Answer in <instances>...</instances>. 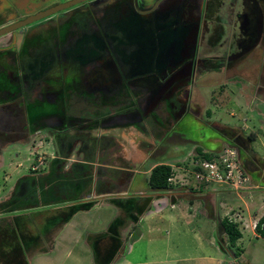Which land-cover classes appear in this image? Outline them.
Masks as SVG:
<instances>
[{
  "label": "flooded vegetation",
  "instance_id": "obj_1",
  "mask_svg": "<svg viewBox=\"0 0 264 264\" xmlns=\"http://www.w3.org/2000/svg\"><path fill=\"white\" fill-rule=\"evenodd\" d=\"M69 1L0 0V29L32 20L0 36V144L16 138L27 141L32 129L41 126L42 142L50 149L49 155L39 154L28 175L56 165L58 152L72 155L62 162L70 172L81 154L91 172L96 157L103 155L98 152L112 149L111 139L97 137L103 125L120 129L131 140L126 143L136 147V157L128 159L127 152L114 145L118 154L107 161L114 168L121 164L138 170L149 155L167 153L165 143L175 138L174 127L191 108V90L182 99L175 91L180 93L184 85L154 91L167 86L163 75L185 73L192 88L197 77L214 66L230 69L232 62L249 55L264 60V0H101L97 16L98 6L83 5L98 0H83L35 19ZM136 52L139 64L134 68ZM14 77L21 88L16 96L9 94L7 84ZM52 103L55 106L48 105ZM176 109H182L180 117ZM33 113L42 118L30 124ZM214 127L240 160L246 148L230 143L221 132L236 133L234 128ZM98 141L104 147H97ZM118 156L121 161L113 159ZM88 178L84 175L80 181ZM26 179L33 178L18 181L29 184Z\"/></svg>",
  "mask_w": 264,
  "mask_h": 264
},
{
  "label": "rangeland",
  "instance_id": "obj_2",
  "mask_svg": "<svg viewBox=\"0 0 264 264\" xmlns=\"http://www.w3.org/2000/svg\"><path fill=\"white\" fill-rule=\"evenodd\" d=\"M100 4H104V2L101 0L87 2L83 7L89 9ZM98 7L99 9L94 11L96 16L101 12L100 6ZM111 14L115 15L113 9ZM131 30L134 32L135 29L132 28ZM137 55L138 52L132 55L131 67L135 68L136 64H139ZM232 63L230 69H218L214 66V70L212 69L214 72L200 74L192 88L189 86L190 78L185 73L179 72L181 75L175 77L163 75L162 79L164 83L168 82L167 86L155 88L154 91L158 89L164 91L171 86L175 90L180 84L184 86H182L180 93H178L179 90H175L178 98H184L187 90H191L192 98L190 110L174 127L175 138L165 143L167 153L163 154L165 151L161 150L159 153L162 154L157 153L151 158L149 155L138 170L128 168L127 170L133 171L134 174L131 176V183L125 192L123 189L127 187L128 180L123 183L121 179H118L113 185L107 186L106 189L110 190L108 191L110 194L108 195L110 197H107L108 200H101L90 206L87 214L79 213L77 216H72V221L67 225L68 227H65L62 235L58 237L56 245L48 252L44 251L31 255L29 258L31 263L107 264L109 257H112L109 262L112 264H264L263 236L254 237L250 231L243 230L241 238L237 241L238 246L236 245V247L243 249V255L239 259L234 258L232 252L237 248L231 247L227 243L225 234H221L220 229L218 230L217 218L212 217L215 215L220 217L229 207L233 208L229 210L231 214L241 213L236 210L245 209V203L254 204L261 200L264 201V189H243L244 191L239 192L235 191L229 182H208L206 184L208 188L213 183L211 193L210 191H194L197 188L193 165V156L196 151L194 150L191 154L190 152L195 146L204 147L214 153L222 152L224 148H227L223 137L214 127H220V125L234 128L239 136L246 139V142L250 134L254 139L257 137L253 143L248 141V147L246 145L245 150L246 155H243L244 158L241 162L239 160V166L244 176L248 171L252 182H259L258 184L263 187V181L260 179L261 170L260 168L257 169L252 160L255 159L257 163H261L264 155V60H258L255 55H249L245 59ZM178 70L180 68H177ZM14 78L13 83L11 81V84L8 82L7 84L9 94L16 96L20 93L21 88L18 77ZM179 79H184L186 82L179 83ZM168 84L170 85L168 86ZM148 94L152 95V93ZM48 105L55 106L54 103ZM174 113L180 117L183 112L182 109L179 112L176 109ZM37 116L36 120L42 118V116H38V118ZM31 118L29 117L30 121L28 120V122L33 124ZM99 132L101 133V130ZM39 138L37 136V140ZM104 144L101 143L100 145L104 147ZM111 146V151L103 150L98 153L103 154L106 159L118 154V151L114 150V144ZM49 152L46 145L35 152L32 150V144L27 141H7L1 147L0 154V193H5L9 186L14 185L19 178L27 175L31 166L37 163L36 160L39 156L42 154L49 155ZM111 152L115 153L110 154ZM132 155L133 153H128L124 156L130 159L133 157ZM43 159L44 155L42 156ZM113 159L121 161L120 156ZM153 163H171L174 168L171 186L177 189L185 188L188 192L186 193L187 197L190 195L201 196V193H204L205 195L201 196L203 199L190 203L188 198L181 197L173 205L163 200L158 203L147 204L148 198L143 195L151 194L153 190L148 187L146 170L149 171ZM83 166L80 164L79 168ZM46 171L32 173V176L36 174L37 183L49 181L48 176L47 180L39 178V175L41 176ZM25 181L30 182L32 180L26 179ZM240 185L248 186L250 183L247 180L242 181ZM60 192L56 187L51 192L44 190L41 192L39 200L44 199L45 203H51ZM161 193L165 194L166 191H161ZM163 196L168 199L167 195ZM209 200L212 204L210 211L207 207V201L210 204ZM129 206H133L131 214L127 209ZM79 209L81 208H73V214ZM15 214V218L9 225V229L14 231V236L15 230H42L43 228L46 229V226L49 227L50 232L57 231L59 233L61 231L59 226L61 223L60 215L52 206L44 205L43 207L19 211ZM248 221L249 227H251L253 221ZM70 230H79V237L71 233ZM99 234L104 235L101 238L105 241L98 243L95 246L96 252H94L88 243ZM218 237L225 246L231 249L226 247L227 252L219 249ZM18 239L22 242L24 238L21 236ZM76 239L77 241H75ZM107 242L109 243L108 246ZM42 246L48 247L45 244V239ZM107 247L109 248L108 253ZM25 250L20 248L15 250L14 254L10 252V255L14 256L15 264H22V260L26 262L30 250L27 249L26 252Z\"/></svg>",
  "mask_w": 264,
  "mask_h": 264
},
{
  "label": "crops",
  "instance_id": "obj_3",
  "mask_svg": "<svg viewBox=\"0 0 264 264\" xmlns=\"http://www.w3.org/2000/svg\"><path fill=\"white\" fill-rule=\"evenodd\" d=\"M36 116L37 114L33 113V115L30 116L32 117L31 121L32 120L34 121L36 119ZM41 128H42L41 126L34 127L33 129L31 128L32 129L31 134L29 138L27 139L28 143L32 144V150H34L35 152H37V150H39L44 145V143L42 142L43 134H42ZM108 129L109 128H106L103 125L102 126L103 134H99V136L97 137L101 139L104 138L105 140H107V138L111 139L112 141L111 144L116 145L115 148L118 149L120 152H127L126 155L128 153L130 154L133 153L134 156L136 157L135 151L132 152V149L133 148L135 149L136 147L133 146L130 142L126 143V141L128 140L131 141V140L130 139L127 140V138L125 137L126 135L123 136V133L120 131V129H115V130L109 129L110 131H108ZM37 136L40 137L39 140H37ZM150 139L152 140L151 137ZM256 139L257 137L251 143H253ZM12 141H25V139L16 138V139H13ZM78 143L79 142H76V144ZM99 144L100 142L98 141L96 143L97 147L99 146ZM2 146L3 145L0 144V154H1ZM46 147H49V146L46 145ZM197 147H201V146H195L193 150H191L190 154L194 150L196 151ZM201 149H202L201 151L205 153L211 152L205 149L204 147H201ZM243 155L244 156L246 155L245 152ZM54 156H55L56 165L60 166V168H57V166L52 165L44 174H42L41 176L39 175V177L50 176L49 181H43V182L37 183L35 179L36 174L32 176V173H30L29 175L27 174V175H24L23 177L30 176L31 178H33L31 183L29 184L24 183L22 181H18L19 180L18 179L14 185L9 186V188L7 189L5 193L3 194L0 193V264H10V263L15 264V260L13 258L14 256L13 255L11 256L10 252L14 254L15 250H18L20 248L21 249L24 248V250L25 249L30 250L29 257H26V262L22 260V264H32L31 261L29 260L31 255H34L35 253L44 252V251L48 252L50 249H52L58 242V237L62 235V232L65 230V227H68L67 225L72 221V218H71L72 216H77L79 213L87 214L88 210H90V206L97 204L101 200L103 201L108 200L107 197H110L108 196L110 195L108 194V191L110 190L106 189V187L113 185L114 182L117 181L118 179H121V182L123 183L128 180L127 187L123 189V191L125 192L131 183L130 178L134 174L132 173L133 171L130 172L131 175L129 174V172L127 173V170L123 166H121V164L117 165L114 168L113 167L114 165L109 163L107 159L104 157V155H101V156L96 155L97 157L94 160V163H92V161L90 160V162L93 164V169L91 170V172H88L86 171V168H88L89 166L87 164V162L89 161L86 160L82 154L79 155L78 158L76 159L78 161L76 168H74V170L70 172V169L68 168L69 166L64 167L62 162L72 157V155L70 154L68 158L66 154L58 152ZM257 156L259 157V155ZM135 157L133 159H135ZM242 157L243 156L241 155L240 162L241 160H243ZM262 158H263V162L261 163L260 162L257 163L255 159L252 160V162L257 167V169L260 168L261 170L260 179L261 181H263V187L261 184H258L259 182L258 183L252 182L251 178H249V175L247 173L248 171H246L247 180L249 181L250 185L242 186L238 183L237 185H240V186H237V187L233 186V189L235 191L242 192L244 191L243 189L248 190V189H256V188L264 189V155ZM80 164H83L84 166L82 168H79ZM156 164L158 163H153L152 166L150 167V170ZM166 164H170L171 166H173L171 163H166ZM254 165H253V168H255ZM55 169H56V172H55ZM173 169L174 168L172 167V171ZM150 170L149 171L146 170V172L148 173V176H149ZM84 175H87L89 177L88 181H80V180H83ZM121 175L123 176L122 178H121ZM69 179L71 180V182H74V179H76L77 182L70 184L66 182V181H69ZM252 183H254V185H251ZM181 185H184V184H181ZM211 186L208 188L205 185H202L201 187L196 188L197 190L194 189V191H197V192L198 191H207V192L210 191L211 193ZM55 187L61 192L60 194L56 195V198L51 203L49 202L45 203L44 199L42 201L39 200V197L41 196L42 191L48 190L49 192H51ZM20 189H22L23 191L22 190L20 191ZM165 191H166L165 194L161 193V191H152L153 193L148 194V195H143V196L148 198L147 204L148 203L149 204L158 203L159 201L163 200L165 202H169L170 205H173L181 197L185 199L188 198L189 202L193 203L195 202V200L198 201L199 199H203L201 198V196L205 195L204 193H201L202 194V195L200 194L201 196L190 195V197H187L186 193L188 192L185 190V188L177 189L176 187H171L170 189L165 190ZM163 195H167L168 199H166ZM152 196L157 197V198H154ZM209 203L210 204H208V201H207V207L209 208V211H210V207L212 206L210 200H209ZM44 205L52 206L53 209L58 213V215H60V221H61V223L59 224V226L61 227L60 228L61 231L59 232L60 234L57 231L50 232L49 227L46 226L47 228L46 229L43 228L42 230L41 229H25V230L17 231L14 229L15 230V236H14V231L9 229V225H10V222L15 218V215H16L15 213L19 211L31 209V208L43 207ZM75 207H80L81 209H79V211H76L73 214V208ZM244 207L245 209L239 208L238 210H236V211H240L241 212L240 214L242 216L244 214L245 217L244 216L243 217L247 224L246 228H243L240 223L238 224L242 228L240 230L241 233L243 230H248L252 233L254 237H260L261 235H259L255 230H253L252 226L249 227L250 225L248 224L249 222L248 220H250L251 222L255 220H259V218L264 213V201L261 200L254 204L245 203ZM232 209H233L232 207L225 209V211L220 217H218L217 215L212 216V217L217 218L218 230L220 229L219 231L221 234L223 232L220 226V221L224 218H227V216L231 214L229 210H232ZM70 231H72L71 233H74L79 237L80 235L79 230L77 231L70 230ZM21 236L24 238L22 242L21 240L18 239V237H21ZM103 236L104 235L102 234L96 235L93 241L91 240L88 243L90 244V247L93 249L94 252H96L95 246H97L98 243L105 241L104 239L101 238ZM44 239H45V244H47L48 247L42 246ZM218 240H221V239L219 237L217 238V244H218L219 249L224 251L219 245ZM75 241H77V239ZM52 243L53 245H51ZM107 244L109 243L107 242ZM236 245H237V242H236ZM241 250L242 251L240 255L234 258H237V259L241 258V256L243 255V249L241 248ZM109 264H112V263H109Z\"/></svg>",
  "mask_w": 264,
  "mask_h": 264
},
{
  "label": "built area",
  "instance_id": "obj_4",
  "mask_svg": "<svg viewBox=\"0 0 264 264\" xmlns=\"http://www.w3.org/2000/svg\"><path fill=\"white\" fill-rule=\"evenodd\" d=\"M204 153H196L193 156L194 178L197 188L202 185L206 186L208 182H229L237 187L238 183L247 181V176H244L240 169L237 151L234 147L228 146L218 153L209 152V156H204ZM172 174L168 178L169 182L173 179ZM227 219L232 223H240L243 228L247 227L244 217L240 213L229 214ZM257 224L258 220L253 221L251 224L252 229L256 232ZM238 227L240 230L242 229L239 225ZM261 228H264V224L261 225Z\"/></svg>",
  "mask_w": 264,
  "mask_h": 264
},
{
  "label": "trees",
  "instance_id": "obj_5",
  "mask_svg": "<svg viewBox=\"0 0 264 264\" xmlns=\"http://www.w3.org/2000/svg\"><path fill=\"white\" fill-rule=\"evenodd\" d=\"M221 132L228 139V141L230 143L238 144L241 148H246V145L248 147V141L254 140V137H252L251 134L247 137L248 140L246 142L245 138H243L239 135H236V133L233 130L223 129V130H221ZM201 150L202 149L200 147H197L196 153L201 154L202 153ZM204 156H209V153H204ZM172 173H173L172 166L170 164L158 163V164L154 165L151 168L149 176L147 178L148 187L153 191H164V190L170 189L172 186H171L170 182L168 181V178L171 176ZM132 208H133V206H129L127 208L128 212L130 214L132 213L131 212ZM262 224H264V213L259 218L257 228H256L257 233L264 237V228H261ZM220 226L222 228V232L226 236L227 243L231 247H236L237 240L242 236V233L238 227V224L229 222L227 218H224L220 221ZM218 243L224 251H227L226 247L228 249H231L228 246H225L224 243H222V240H218ZM236 248H237V250H234L232 252V255L234 257L240 255V253L242 251L240 248H238V247H236ZM111 259H112V257H109V261L107 262V264L110 262Z\"/></svg>",
  "mask_w": 264,
  "mask_h": 264
},
{
  "label": "water",
  "instance_id": "obj_6",
  "mask_svg": "<svg viewBox=\"0 0 264 264\" xmlns=\"http://www.w3.org/2000/svg\"><path fill=\"white\" fill-rule=\"evenodd\" d=\"M80 1H83V0H71L69 2L60 4L57 7L45 12L42 16H37L35 19L43 17V16H46V15H49V14H52V13H54L55 11H57V10H59L61 8L67 7V6L71 5V4H74V3H77V2H80ZM30 21H32V20H29L28 22H30ZM28 22H23L21 24L20 23H14V24H11L10 26L4 27V28L0 29V36L4 35L6 33H9L10 31H13L14 29H16V28H18V27H20L22 25H25Z\"/></svg>",
  "mask_w": 264,
  "mask_h": 264
}]
</instances>
